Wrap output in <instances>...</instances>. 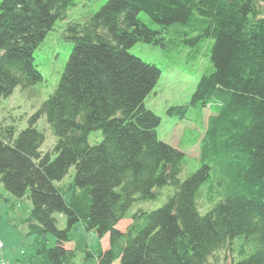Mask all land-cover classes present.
Returning <instances> with one entry per match:
<instances>
[{
    "label": "trees",
    "instance_id": "obj_1",
    "mask_svg": "<svg viewBox=\"0 0 264 264\" xmlns=\"http://www.w3.org/2000/svg\"><path fill=\"white\" fill-rule=\"evenodd\" d=\"M264 0H107L71 23L72 50L54 92L16 132L0 128V185L26 198L25 221L42 264H78L65 248L76 223L108 236L95 264H264ZM73 0H0V100L42 81L34 52ZM144 14V18L140 17ZM211 40V69L189 106L211 110L199 143L200 167L179 180L184 154L157 138L160 118L145 109L160 70L129 53L136 43L193 49ZM169 116H186V106ZM44 116L55 145L42 151ZM101 140L88 143L92 133ZM74 176L70 201L55 185ZM172 188L153 211L130 210ZM211 208L198 212L197 199ZM54 214L66 221L56 228ZM131 220L124 232L116 226ZM55 245L47 247V236ZM228 251L222 262L214 255ZM225 261V262H224Z\"/></svg>",
    "mask_w": 264,
    "mask_h": 264
},
{
    "label": "rangeland",
    "instance_id": "obj_2",
    "mask_svg": "<svg viewBox=\"0 0 264 264\" xmlns=\"http://www.w3.org/2000/svg\"><path fill=\"white\" fill-rule=\"evenodd\" d=\"M106 1L73 0V6L66 10L64 19L55 22L52 31L34 52V65L41 74V83L27 91L16 88L9 97L0 100V128L9 126L18 132L29 126L30 119L56 89L71 53L73 45L65 39L67 26L71 23H85ZM260 7L261 10L264 9L262 4ZM140 17L145 19L144 14H140ZM211 43V40H206L200 45L196 59L190 58L193 49L184 45L164 49L139 42L129 49L130 54L145 63L156 66L161 72L156 86L145 98L143 104L145 109L160 118V125L156 131L157 138L184 154L179 175L181 182L200 167L199 143L204 133L206 120L212 115L208 108L200 111L189 106L196 84L202 75L211 69L209 55ZM176 106H186L184 118L180 119L179 115L167 114L170 108ZM35 127L45 137L42 151L46 153L55 145L56 138L44 116L36 120ZM100 140V132L92 133L88 137L90 145ZM73 176L74 170L71 169L62 182L55 184L61 189L66 187L62 191L67 202L70 201L72 193L67 187L71 184ZM172 191H174L172 188L164 187L159 191L162 195H159L157 199L151 202L135 203L130 211L135 213L137 209L145 212L158 209ZM196 203L200 214H204L212 206L205 197L198 198ZM30 209L31 205L26 198L17 201L10 197L0 185V238L7 241L6 254H4V244L0 239V264H42L40 257L35 254V238L28 233L25 226ZM53 219L57 229H66L67 225L63 216L54 214ZM130 223L131 220L126 218L120 221L116 228L124 232ZM46 238L47 247H53L54 237L48 235ZM68 239L65 248L74 251L75 263L78 264H95L94 259L86 258V252L96 257L99 251H104L108 247V236L100 240L95 231L86 230L81 223L71 227ZM214 255L221 262L230 258V253L223 250ZM113 264H119V262L116 261Z\"/></svg>",
    "mask_w": 264,
    "mask_h": 264
},
{
    "label": "crops",
    "instance_id": "obj_3",
    "mask_svg": "<svg viewBox=\"0 0 264 264\" xmlns=\"http://www.w3.org/2000/svg\"><path fill=\"white\" fill-rule=\"evenodd\" d=\"M1 239V238H0ZM2 240V239H1ZM2 242H3V244H4V250H3V252H4V254H6L5 253V251H6V248H7V241H3L2 240ZM5 259V258H4Z\"/></svg>",
    "mask_w": 264,
    "mask_h": 264
},
{
    "label": "bare ground",
    "instance_id": "obj_4",
    "mask_svg": "<svg viewBox=\"0 0 264 264\" xmlns=\"http://www.w3.org/2000/svg\"><path fill=\"white\" fill-rule=\"evenodd\" d=\"M205 128V127H204Z\"/></svg>",
    "mask_w": 264,
    "mask_h": 264
}]
</instances>
